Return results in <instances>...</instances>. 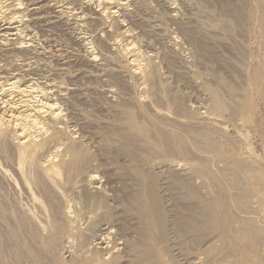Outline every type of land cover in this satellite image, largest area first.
<instances>
[{"label":"rangeland","instance_id":"374dc122","mask_svg":"<svg viewBox=\"0 0 264 264\" xmlns=\"http://www.w3.org/2000/svg\"><path fill=\"white\" fill-rule=\"evenodd\" d=\"M3 2L30 47L0 51V68L25 74L60 116L36 118L46 134L30 129L41 147L27 160L3 129L14 185L0 181V264H264V0H128L122 18L94 0ZM56 150L64 200L34 185ZM89 172L99 194L64 185ZM154 202L161 231L146 218Z\"/></svg>","mask_w":264,"mask_h":264},{"label":"bare ground","instance_id":"6f19581e","mask_svg":"<svg viewBox=\"0 0 264 264\" xmlns=\"http://www.w3.org/2000/svg\"><path fill=\"white\" fill-rule=\"evenodd\" d=\"M34 1L37 2L39 0ZM94 1L97 3L102 15L111 17L118 16L120 18L125 16L128 0ZM18 6H20L18 10H20L22 6L21 0ZM70 6V3H65L61 7L53 8L54 17L50 23L54 24L58 19L68 14L66 11L72 10ZM29 11L30 16H37L35 11ZM22 20L23 16L20 12L17 14H10L9 8L5 6V2L0 5V51L4 50L6 52L20 53L23 49L30 47L28 42H26L28 39L23 38L24 29L22 28ZM124 36L128 37L127 31L124 33ZM125 51L134 54L136 49L130 41H127V43H125ZM138 58L139 56L135 54L132 56L131 66L136 70V73H139V71L141 73L142 68L139 63L140 59ZM92 60L95 61L93 56L91 58V61ZM24 63V67L26 68L24 72L29 73V64L27 62ZM9 71L10 70L5 67L0 68V141L4 139L3 129L8 126L11 127L14 134L13 145L19 152L18 157L19 159L22 158L23 160H27L28 156L24 153H20L21 151L29 148L31 153H33L41 147L40 140L32 138L33 133L31 134L30 129L35 130L40 137L46 134L45 129L36 118L39 116H47L54 121H59L60 108L57 103L44 99L42 91L39 95H33L32 85H30L28 81L22 79L25 74L13 75L8 74ZM34 96L38 98H34ZM70 141L73 142V138H71ZM1 148L2 144L0 143V149ZM71 162H78V158H72ZM62 164V157L56 150L55 153L49 155L39 164L34 171V185L40 190L52 194L57 200L62 198L59 192V184L62 183ZM15 172L16 175L19 176V179L21 177L22 181L26 184L23 187L26 197L31 200L36 209H39L40 200L25 179L22 167H20V170L16 169ZM9 178L10 174L6 170L0 168V181L3 183L9 182L11 185H14L12 181H9ZM64 185L68 188L71 187L73 191L75 189H80L85 193L91 191L92 193L99 194L101 189L100 183L96 180V176L90 172L84 175L75 185H71L70 178L66 176ZM146 218L147 220H151V222L156 221L160 231L162 230L163 216L157 203L154 202L153 205L149 207L148 216ZM51 224L53 227H57V221L54 218H52ZM190 228L193 229L192 226ZM110 233L108 229H102L97 245L101 246L103 244V237L108 236ZM103 251H107L106 248H103ZM108 254L109 252L107 251V255ZM116 256L119 255L112 254L108 256L109 259L105 264H119Z\"/></svg>","mask_w":264,"mask_h":264}]
</instances>
